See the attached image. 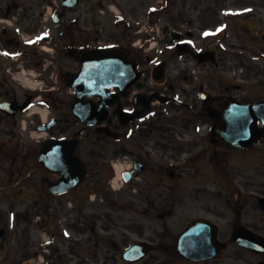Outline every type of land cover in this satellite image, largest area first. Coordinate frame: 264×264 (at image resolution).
I'll return each mask as SVG.
<instances>
[{"label":"flooded vegetation","instance_id":"obj_1","mask_svg":"<svg viewBox=\"0 0 264 264\" xmlns=\"http://www.w3.org/2000/svg\"><path fill=\"white\" fill-rule=\"evenodd\" d=\"M111 47L140 78L81 97ZM252 55L264 0H0V264H264V138L208 113L264 100Z\"/></svg>","mask_w":264,"mask_h":264},{"label":"rangeland","instance_id":"obj_2","mask_svg":"<svg viewBox=\"0 0 264 264\" xmlns=\"http://www.w3.org/2000/svg\"><path fill=\"white\" fill-rule=\"evenodd\" d=\"M250 59H251V61L249 63V66L250 65L251 66H255V68H256L255 75L257 77H254V78H252L250 80L248 78L243 80L242 78H243V76L246 75L249 66L247 68H245L244 70H242V68H240V64H235V65H238V67L240 68V69H236V75L240 78L239 79L240 82H242L244 84L245 83L246 84L251 83V84H254V85L258 86V87L264 86V68H263V66H264V56L262 55L260 57H257L255 55H252V56H250ZM260 67L263 68V72L261 71ZM247 75H248V73H247ZM248 81H250V82H248Z\"/></svg>","mask_w":264,"mask_h":264},{"label":"water","instance_id":"obj_3","mask_svg":"<svg viewBox=\"0 0 264 264\" xmlns=\"http://www.w3.org/2000/svg\"><path fill=\"white\" fill-rule=\"evenodd\" d=\"M128 72H129V76L132 75V64L131 63H128ZM117 70V69H115ZM115 74V73H114ZM98 75V74H97ZM83 77H86V75L84 74ZM98 80V79H97ZM107 89H103V91L105 92ZM98 94H101L102 92L100 90L97 91ZM242 114H251L253 115V117L255 118L256 121H254V124L256 125V128L257 130L258 127H257V124L259 122V120L262 118L264 120V102L262 103H259L258 105L256 106H248L247 108L243 107L242 111H241ZM247 123H249V120H247Z\"/></svg>","mask_w":264,"mask_h":264}]
</instances>
